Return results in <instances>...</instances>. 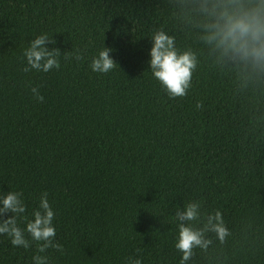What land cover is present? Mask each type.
Instances as JSON below:
<instances>
[{
  "label": "trees",
  "instance_id": "trees-1",
  "mask_svg": "<svg viewBox=\"0 0 264 264\" xmlns=\"http://www.w3.org/2000/svg\"><path fill=\"white\" fill-rule=\"evenodd\" d=\"M200 4L0 0V189L21 191L29 212L48 192L62 245L49 264H179L173 213L190 200L220 210L230 234L207 233L187 264H264V72L217 58ZM158 29L196 56L184 96L148 68ZM41 33L60 67L25 72L23 49ZM104 44L116 66L93 72ZM34 252L0 235V264H32Z\"/></svg>",
  "mask_w": 264,
  "mask_h": 264
},
{
  "label": "clouds",
  "instance_id": "clouds-1",
  "mask_svg": "<svg viewBox=\"0 0 264 264\" xmlns=\"http://www.w3.org/2000/svg\"><path fill=\"white\" fill-rule=\"evenodd\" d=\"M199 10L201 38L220 61H230L256 73L264 72V0H201ZM150 41L147 63L152 76L168 96H184L197 66L195 54L190 49L178 48L174 37L160 29L152 32ZM46 42L55 44L48 33L29 40L23 49L25 72L30 69L48 72L60 67V49L48 47ZM112 51L104 44L92 56L91 70L106 73L113 69L116 62L109 55ZM73 55L75 59H81L79 51ZM31 91L37 100L43 99L36 87ZM196 106L200 107L199 104ZM55 214L47 191L41 192L29 212L21 191L0 189V235L7 236L11 245L24 249H29L35 242L32 264H49L46 254L49 248L62 252V245L55 240ZM173 216L177 229L174 247L181 252L179 264H187L194 249L207 250L212 243L207 233L215 234L220 242L230 234L221 211L217 209L205 214L199 200H190L176 208ZM124 264H143V258L130 256Z\"/></svg>",
  "mask_w": 264,
  "mask_h": 264
}]
</instances>
